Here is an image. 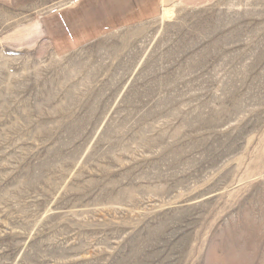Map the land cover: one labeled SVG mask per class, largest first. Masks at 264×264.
I'll return each mask as SVG.
<instances>
[{
	"label": "rangeland",
	"instance_id": "obj_1",
	"mask_svg": "<svg viewBox=\"0 0 264 264\" xmlns=\"http://www.w3.org/2000/svg\"><path fill=\"white\" fill-rule=\"evenodd\" d=\"M72 1L0 0V264H264V0L58 58Z\"/></svg>",
	"mask_w": 264,
	"mask_h": 264
},
{
	"label": "crops",
	"instance_id": "obj_2",
	"mask_svg": "<svg viewBox=\"0 0 264 264\" xmlns=\"http://www.w3.org/2000/svg\"><path fill=\"white\" fill-rule=\"evenodd\" d=\"M187 8H203L217 0H169ZM162 0H73L48 12L41 30L58 58L96 44H117L113 36L160 17ZM115 47V48H114Z\"/></svg>",
	"mask_w": 264,
	"mask_h": 264
},
{
	"label": "bare ground",
	"instance_id": "obj_3",
	"mask_svg": "<svg viewBox=\"0 0 264 264\" xmlns=\"http://www.w3.org/2000/svg\"><path fill=\"white\" fill-rule=\"evenodd\" d=\"M168 15V12L166 9H163V12H162V15H161V18H164Z\"/></svg>",
	"mask_w": 264,
	"mask_h": 264
}]
</instances>
